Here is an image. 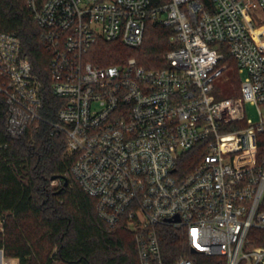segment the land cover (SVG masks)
Here are the masks:
<instances>
[{
    "label": "built area",
    "instance_id": "1",
    "mask_svg": "<svg viewBox=\"0 0 264 264\" xmlns=\"http://www.w3.org/2000/svg\"><path fill=\"white\" fill-rule=\"evenodd\" d=\"M25 1L52 53L51 87L63 104L55 121L42 114L43 85L22 40L0 30L9 133L49 122L52 134H65L71 173L109 228L125 223L135 232L141 264H195L165 262L159 225L183 230L192 249L227 264H264V245L250 239L251 229L264 230V0ZM150 21L175 32L167 67L87 59L100 40L140 46ZM226 52L245 77L238 95L213 100ZM247 103L259 122L247 118Z\"/></svg>",
    "mask_w": 264,
    "mask_h": 264
},
{
    "label": "trees",
    "instance_id": "2",
    "mask_svg": "<svg viewBox=\"0 0 264 264\" xmlns=\"http://www.w3.org/2000/svg\"><path fill=\"white\" fill-rule=\"evenodd\" d=\"M0 30L20 36L23 55L43 85L46 103L42 114L57 120L63 99L51 87L52 53L42 42L41 29L25 0H0ZM174 35L171 27L150 21L140 46L100 40L87 59L106 66L135 57L148 70L161 69L168 66V51L177 46L171 40ZM224 62L229 63L233 85L240 92L237 63L229 52ZM8 107L5 95L0 94V141L6 145L0 160V249L5 257L18 259L19 264H141L135 232L125 223L109 228L98 215L97 199L71 173L65 134H52L51 124L42 122L12 136L6 121ZM258 139V159L262 160L264 131ZM189 155L195 162L201 158L196 149ZM53 181L59 184L52 185ZM157 231L166 263L185 257L195 264H226L222 255L192 250L183 230L159 225ZM250 239L251 246L264 245V230L251 229Z\"/></svg>",
    "mask_w": 264,
    "mask_h": 264
},
{
    "label": "rangeland",
    "instance_id": "3",
    "mask_svg": "<svg viewBox=\"0 0 264 264\" xmlns=\"http://www.w3.org/2000/svg\"><path fill=\"white\" fill-rule=\"evenodd\" d=\"M173 42L174 37L171 39ZM240 78L245 77V73H239ZM233 73L232 69L226 70L225 74L215 81V89L211 92V96L213 100L221 99L226 96L238 95L240 92H237V89L233 85ZM246 114L247 118L251 120L253 123H257L261 120V116L257 110V107L251 103L246 104ZM263 118H264V109H263ZM58 181H53L52 185H58ZM2 226V219H0V227ZM12 258L5 257L4 253L0 251V264H17L16 262H12ZM226 259V258H225ZM227 264V260H226Z\"/></svg>",
    "mask_w": 264,
    "mask_h": 264
},
{
    "label": "crops",
    "instance_id": "4",
    "mask_svg": "<svg viewBox=\"0 0 264 264\" xmlns=\"http://www.w3.org/2000/svg\"><path fill=\"white\" fill-rule=\"evenodd\" d=\"M0 251L3 253V250L0 249ZM11 260H12V262L14 261V262H16L17 264H19V263H18V259L12 258Z\"/></svg>",
    "mask_w": 264,
    "mask_h": 264
},
{
    "label": "water",
    "instance_id": "5",
    "mask_svg": "<svg viewBox=\"0 0 264 264\" xmlns=\"http://www.w3.org/2000/svg\"><path fill=\"white\" fill-rule=\"evenodd\" d=\"M56 178H53V180H55ZM177 219H178V217H177ZM192 250H194L195 251V249H192Z\"/></svg>",
    "mask_w": 264,
    "mask_h": 264
}]
</instances>
